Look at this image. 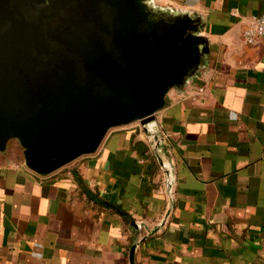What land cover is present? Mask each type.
<instances>
[{"label": "crops", "instance_id": "1", "mask_svg": "<svg viewBox=\"0 0 264 264\" xmlns=\"http://www.w3.org/2000/svg\"><path fill=\"white\" fill-rule=\"evenodd\" d=\"M155 2L200 19L204 67L147 128H114L97 152L51 174L28 168L10 141L0 152V264H132L134 244V264H264V38L243 35L264 0Z\"/></svg>", "mask_w": 264, "mask_h": 264}, {"label": "water", "instance_id": "2", "mask_svg": "<svg viewBox=\"0 0 264 264\" xmlns=\"http://www.w3.org/2000/svg\"><path fill=\"white\" fill-rule=\"evenodd\" d=\"M209 50L199 18L155 0H0V152L17 140L48 175L147 128Z\"/></svg>", "mask_w": 264, "mask_h": 264}, {"label": "built area", "instance_id": "3", "mask_svg": "<svg viewBox=\"0 0 264 264\" xmlns=\"http://www.w3.org/2000/svg\"><path fill=\"white\" fill-rule=\"evenodd\" d=\"M243 35L245 42L248 44H255L260 38H264V13L254 15L249 19ZM163 168V189L167 197L169 210H171L176 200V176L172 161L163 163Z\"/></svg>", "mask_w": 264, "mask_h": 264}, {"label": "rangeland", "instance_id": "4", "mask_svg": "<svg viewBox=\"0 0 264 264\" xmlns=\"http://www.w3.org/2000/svg\"><path fill=\"white\" fill-rule=\"evenodd\" d=\"M139 124H140V122H138ZM141 125V124H140ZM20 158L22 159L23 157H22V155L20 156Z\"/></svg>", "mask_w": 264, "mask_h": 264}]
</instances>
